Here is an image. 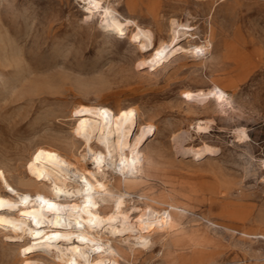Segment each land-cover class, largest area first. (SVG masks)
Returning a JSON list of instances; mask_svg holds the SVG:
<instances>
[{
    "label": "rangeland",
    "instance_id": "rangeland-1",
    "mask_svg": "<svg viewBox=\"0 0 264 264\" xmlns=\"http://www.w3.org/2000/svg\"><path fill=\"white\" fill-rule=\"evenodd\" d=\"M103 2L122 21L152 30L156 44L179 28L173 20L193 36L179 40L164 63L147 67L141 60L153 50L139 48L135 26L122 36L108 32L100 15L86 17L82 0H0V169L33 191L27 163L43 147L93 171L74 134V110L130 109L154 127L140 144L147 173L125 184L110 170V201L100 205L113 206L126 193L134 222L136 206L177 209L172 227L155 232L148 247L131 249L122 242L126 231L107 234L128 256H117L119 264H264V0ZM205 44L206 55L191 50ZM214 84L226 89L229 104L189 98ZM200 123L208 129L199 131ZM133 132L131 140L137 127ZM11 229L0 224V264L56 260L26 251L27 236Z\"/></svg>",
    "mask_w": 264,
    "mask_h": 264
},
{
    "label": "bare ground",
    "instance_id": "bare-ground-1",
    "mask_svg": "<svg viewBox=\"0 0 264 264\" xmlns=\"http://www.w3.org/2000/svg\"><path fill=\"white\" fill-rule=\"evenodd\" d=\"M82 1L87 3L86 17L91 19L100 15L103 27L108 32L122 36L128 32L127 26H135L133 38L143 39L139 48L153 50L148 58L141 60L142 66L152 67L164 63L176 50L179 40L193 36L185 30L187 24L173 20L179 28H173L168 41L156 44L152 30L141 27L135 20L122 21L113 4L105 5L103 0ZM209 46L196 45L191 50L196 55H206V47ZM189 98L197 101L214 99L221 105L231 102L226 89L219 84L190 93ZM73 117L76 119L74 134L84 142L87 156H90L91 164L94 165L93 171L84 161L82 163L74 157L43 147H38L27 163V170L32 177L27 185L33 186V191L18 188L0 169V224L27 236L25 248L29 253L42 251L56 256L53 262L45 260L43 255L29 256L24 258V264H119L117 256L124 259L128 256L122 248L113 245L107 234L129 232L122 242L133 249L138 245L142 248L154 244L155 232H164L172 227L174 213L171 210L177 209L172 204L168 206L170 209H158L150 204L143 208L136 206L140 216L135 222L131 220L132 214L127 208L126 193L119 192L113 206L100 205V201H110L104 196V193H109V186L104 180L110 170H115L117 177L125 184L147 173V157L140 144L154 127L140 122V117L130 109L119 108L115 111L102 104L79 105ZM136 127V135L131 140L129 137ZM197 129L204 131L208 127L200 123ZM242 134L243 138L247 136L245 132ZM87 156L83 158L86 160ZM21 183L26 182L21 178ZM8 189L14 194L8 193ZM66 197L76 199L63 200ZM117 222L122 224H119L121 228ZM162 235L159 234L160 237ZM74 236L81 241L76 242ZM132 237L134 240H131ZM30 239L34 242L31 243ZM174 264L194 263L177 260Z\"/></svg>",
    "mask_w": 264,
    "mask_h": 264
}]
</instances>
